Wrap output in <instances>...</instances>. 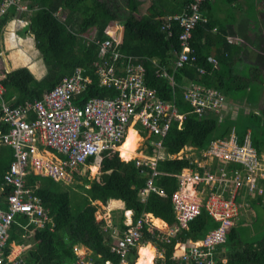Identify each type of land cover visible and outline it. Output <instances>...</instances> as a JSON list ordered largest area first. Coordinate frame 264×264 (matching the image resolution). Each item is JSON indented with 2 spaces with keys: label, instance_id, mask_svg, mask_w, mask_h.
I'll list each match as a JSON object with an SVG mask.
<instances>
[{
  "label": "trees",
  "instance_id": "16d2710c",
  "mask_svg": "<svg viewBox=\"0 0 264 264\" xmlns=\"http://www.w3.org/2000/svg\"><path fill=\"white\" fill-rule=\"evenodd\" d=\"M4 1L0 0V8ZM19 1L13 0L16 5L6 7L0 16V54L4 48L7 26L13 22V29L19 39L33 35L46 73L36 79L26 67L10 72L5 70L4 78L1 79L4 90L0 101H4L7 107L18 109L27 103L42 100L44 95L69 79L76 69H81L83 76L92 80V85L82 99H77L76 104L81 105L83 100L91 97H114L118 93L116 90L99 87L95 63L99 61L100 54L108 58L110 51L115 50L142 59L147 73V86L155 89L161 99L175 103L179 114L186 117L181 127L178 126L179 122L172 125L164 140L167 157L157 163L158 174L153 184L158 190L162 189L166 197L151 192L147 200L141 202L139 193L144 190L154 171L149 166L137 168L133 161H122L118 152L106 151L98 157L94 155L74 172L72 183L55 181L52 177L30 172L27 185L36 190L49 220L39 226L31 223L29 216L17 214L5 247L6 254L11 250V242L16 245L28 242L31 245L26 255H23L26 264H77L79 259L74 248L78 246L91 251L84 260L86 263L122 264L120 256L112 250V238L103 230L104 222L96 220L98 206L94 202L100 201L107 205L109 199L121 200L126 210L133 211L134 222L150 213L173 226L176 216L171 196L179 187L176 175L190 167L192 160L170 156L178 155L186 147L203 154L209 150L212 141L229 139L232 133L238 137L240 144L250 135L251 145L259 161L255 178L259 188H264V177L261 175L263 170L260 167L264 161V70L255 57L253 63L244 62L241 53L245 47L233 38L238 35L235 24L241 17L247 19L256 32H264V0H202L198 10L207 22L199 21L190 40L196 60L188 61L181 67H177L176 62L182 51L180 35L183 29L177 22H172L170 30H162L165 24L170 23L164 19L169 15L182 14L196 0H151L147 13L140 17L137 13L140 4H143L142 0H112L114 3L105 0ZM19 5L25 6V10H19ZM62 11H67L65 21L59 16ZM16 19L26 24L15 28ZM113 22L124 27L121 44L107 33ZM231 34H234L232 39ZM250 37H247L249 44ZM106 41H110L111 45L103 53L102 45ZM211 58H216L217 65L210 61ZM201 69L206 72L204 75L199 72ZM163 71L168 77L162 76ZM187 84L217 89L225 101L227 96H235L237 90L246 91L242 99L251 102L254 108L249 113L241 110L235 118L226 112L218 114L211 110L199 116L193 113V108L184 99ZM1 115H4L2 105ZM241 125L244 126L240 128ZM7 126L0 122V131L7 132ZM134 136L138 138L137 134ZM14 156L13 147L0 146V187L4 186V175L14 161ZM96 161L100 162V178L90 179L78 175L82 167L94 162L96 164ZM229 166L231 169L243 168L236 163ZM74 185L79 191L74 190ZM258 192L250 194L257 195ZM9 193L10 189L6 188L1 197L3 201ZM260 194L251 200L257 210V221L262 217L258 209L260 203H257L262 199ZM3 208L8 209L6 203ZM246 222L242 220L230 227L225 242L215 247L213 255L218 264H264V235L244 237L239 225ZM219 224L203 210L176 237L166 238L164 233L158 230L150 232L145 227L141 241L156 245L163 253V258L155 264H182L174 258L176 246L201 241ZM122 229H126L124 224ZM130 252V256L126 257L127 263L135 264L138 258L136 247Z\"/></svg>",
  "mask_w": 264,
  "mask_h": 264
},
{
  "label": "built area",
  "instance_id": "2783aa9c",
  "mask_svg": "<svg viewBox=\"0 0 264 264\" xmlns=\"http://www.w3.org/2000/svg\"><path fill=\"white\" fill-rule=\"evenodd\" d=\"M201 1L196 0L191 5V13L169 19L177 22L183 29L180 35L182 51L176 62L177 67L196 60L192 54L190 40L193 29L203 20L198 12ZM12 4H14L12 0H5L0 8V16L6 11V7ZM172 22L165 24L162 30H170ZM110 45V41L103 43V53L108 51ZM212 63L217 65V60L213 59ZM133 68L128 70V73L125 72L124 76H118L111 67L99 70V87L116 90L118 93L114 97H91L82 101L81 105L76 104V97L86 92L92 85L91 78L84 77L83 71L77 69L74 75L47 93L42 100L27 103L18 109H10L2 104L4 115L0 116V122L8 125V131L3 133L0 131V146L13 147L15 158L4 175V186L0 187V264H22L18 255L14 256L11 252L6 254L5 251L9 231L17 214L29 216L31 223L39 226L49 220L36 190L27 185L30 172L42 177H52L55 181L64 180L72 183L74 172L94 155L118 151L126 139L131 124H138L140 123L138 121H141L140 124L149 134L165 138L173 121L177 120L180 123L185 121L186 116L178 113L174 103L160 101L156 90L147 87L143 67L138 65ZM200 71L204 72L202 69ZM2 88L0 83V95L3 92ZM185 100L192 105L193 113L199 116L206 110L218 114L228 111L224 97L215 89L192 85L186 89ZM229 145H232V150L228 149ZM156 146L161 149L162 143L159 142ZM212 146L211 154L224 162L221 169L223 173L219 177L223 183L218 192L225 193L228 186L231 188L233 183L236 187L233 190L229 189L228 199L209 195L206 210L220 226L212 230L214 232H209L204 240L197 241L179 255L176 254L174 258L182 264H218L213 251L217 245L225 242L227 230L235 224L240 215L241 206L236 201L237 190L246 188L250 192L261 191L255 178L259 167L258 155L251 145L250 135L246 136L243 144H240L238 137L232 134L229 140L214 141ZM54 152L63 156V159L58 158ZM228 163H236L243 168L228 170ZM143 164L145 163L137 161L139 167ZM155 166L156 161L151 162L154 169L152 178L157 173ZM218 175L220 174L207 175L205 171L187 179L181 176L180 189L172 195L174 210L181 227L187 228L188 224L201 214L202 207L201 203L193 201L184 191L185 185L190 183L193 186L200 184L210 186L216 182L215 177ZM6 188L10 189V193L3 201L1 197ZM147 191L148 193L156 191L152 180L144 190ZM161 194L165 195L163 192ZM4 203L8 206L7 210L3 208ZM145 223L146 220L141 218L131 224L118 244L113 246L112 250L120 256L122 264L125 263L130 249L141 243ZM176 232V228H171L165 236L173 237ZM75 251L78 252V249L75 248ZM84 260L80 258L77 264H92Z\"/></svg>",
  "mask_w": 264,
  "mask_h": 264
},
{
  "label": "crops",
  "instance_id": "0c3cea01",
  "mask_svg": "<svg viewBox=\"0 0 264 264\" xmlns=\"http://www.w3.org/2000/svg\"><path fill=\"white\" fill-rule=\"evenodd\" d=\"M106 2H111L112 0H105ZM199 12V11H198ZM184 13H191V5L188 7V9L185 11V12H182V14H184ZM182 14H180V15H182ZM199 15L201 16V14L199 13ZM175 16H178V15H169L168 17H165V19L164 20H166V21H169V19L170 18H173V17H175ZM221 17V16H220ZM203 19V22L204 23H206L207 22V20L205 19V18H202ZM244 18L243 17H241V19L240 20H243ZM248 24H249V26L250 25H252L251 23H249V21L247 20V19H244ZM170 22H172V21H170ZM235 25H237V24H235ZM234 25V26H235ZM8 27H9V25L7 26V29H8ZM117 30H119V29H117ZM230 31H231V28H230ZM116 33V31L115 32H113V34H115ZM122 33H123V31H122ZM264 33V32H263ZM110 36H112L113 38H114V36L113 35H110ZM231 36V35H230ZM115 39V38H114ZM5 40H6V42L8 43V45H7V48H6V52H8V51H11V49H10V47H9V39L7 38H5ZM116 40V39H115ZM122 40H123V34L120 36V41L119 40H116L117 41V43L119 44H121L122 43ZM17 43H19L20 44V41H18L17 40ZM4 47H5V45H4ZM21 50H22V48H21ZM21 50H18L19 52L21 51ZM23 51V50H22ZM24 52V51H23ZM11 54H12V52H11ZM21 55H22V53H20ZM242 54V53H241ZM28 56V55H27ZM256 56H257V54H255L254 55V57L256 58ZM31 58V62H32V57H30ZM213 59H216V58H211L210 59V61L212 62V60ZM252 59H254V58H252ZM252 59H251V61H252ZM23 66H26V67H28V68H30V67H32V63L29 61V57H24L23 59ZM255 60V59H254ZM12 63H13V61H12ZM14 64V63H13ZM138 65H140V66H142L143 67V69H144V78H145V83H146V68H145V66L143 65V63H142V59H140V58H138V57H134V56H131V55H126V54H124V53H122V52H119V51H115V50H112V51H110V54H109V57L107 58V57H103L101 54H100V59H99V61H97L96 63H95V66H96V74H97V76H98V80H99V70L101 69V68H109V67H111V68H113L114 69V71L116 72V74L118 75V76H124L125 75V72L126 73H128V70H130V69H134L133 67H136V66H138ZM77 70V69H76ZM75 70V71H76ZM202 75H204L206 72L204 71L203 73L201 72V71H199ZM72 75H74V73L72 74ZM162 76H165V77H168V74L165 72V71H163V75ZM147 85V84H146ZM191 85H194V86H197V87H204V88H209V87H205V86H201V85H196V84H191ZM148 87V86H147ZM189 87H191V86H189V84H187L186 86H185V89H188ZM152 89V88H151ZM209 89H214V88H209ZM155 90V89H154ZM215 90H217V89H215ZM218 92H220L219 90H217ZM221 93V92H220ZM222 94V93H221ZM241 99V98H240ZM239 99H237L236 97L234 98V99H232L231 97L230 98H228V96H227V98H226V110L228 109V111L226 112V114L228 115H231L233 118H235V117H237L238 115H239V112H241V110H244L243 108H241V104L242 103H248V101H244L243 99V101H238ZM168 102V101H167ZM250 102V101H249ZM1 103L2 104H5L6 105V103L4 102V101H1ZM169 103H171V102H169ZM175 104V103H174ZM190 104V103H189ZM249 105H251V109L248 111V110H244V113H249L253 108H254V106H253V104L250 102V103H248ZM176 105V104H175ZM191 105V104H190ZM1 106V105H0ZM191 107H192V105H191ZM193 108V107H192ZM176 109H177V107H176ZM178 111V110H177ZM178 113H179V111H178ZM181 114V113H180ZM181 115H184V114H181ZM185 116V115H184ZM174 122H179V121H173V123H172V125L174 124ZM182 124H183V122L182 123H180L179 122V127H181L182 126ZM172 125H171V127H172ZM138 127H141L139 124H131L130 126H129V129H128V131H127V135H126V139H125V141L127 140V138L129 137V134H130V130H131V128L134 130V131H136V133H137V135H138V137H139V140H138V138L136 139V143H137V149L135 150V155H134V157H132L131 159H129V160H126V159H122L121 158V155H120V148H119V151H118V154H119V157L121 158V160L122 161H124V162H130V161H133L134 162V164H135V166L137 167V168H139V166L137 165V161L138 162H141V164H142V162L143 163H145L143 160H145L146 161V159H147V157L148 158H154V157H156L155 156V153H156V150L158 149V147L156 146L159 142H161L162 143V148L161 149H163V150H165V148H164V140L166 139V137L165 138H161L162 136H160V135H152V134H149L148 135V132L146 131V129H144V128H142V132H140L139 131V129H138ZM168 134H169V132H168ZM167 134V135H168ZM233 134V133H232ZM232 134H231V136H232ZM134 135H136V134H133L131 137H133ZM146 136L148 137V139H147V141L145 142V143H143V141H144V138H146ZM230 136V137H231ZM130 137V138H131ZM138 140V141H137ZM125 141L123 142V144L125 143ZM217 141V140H216ZM223 141H227V140H223ZM122 144V145H123ZM144 144V146H143V148L141 149V146ZM211 144V143H210ZM210 147H211V145H210ZM210 147H209V150H210ZM192 149V148H191ZM163 153V158H160L161 160H164V159H166V157H167V155H166V153L164 152V151H159V154L160 153ZM183 152V151H182ZM55 153V152H54ZM165 153V154H164ZM181 153V152H180ZM179 153V154H180ZM205 153V152H204ZM56 154V153H55ZM178 154V155H179ZM57 155V157L58 158H61V159H63V156H61V155H58V154H56ZM147 156V157H146ZM186 156V155H185ZM174 157V156H173ZM182 157H184L183 156V154H180L178 157H177V155H176V157H174V158H179V159H181ZM144 158H146V159H144ZM201 158V160H209V158L207 159V158H202V157H200ZM214 160V161H212V160ZM210 159V162H211V167L209 168V169H207V171L208 170H210L211 171V173H213V174H220V172H221V169H222V167H223V165H224V163H220L219 162V160L218 159H216V158H211ZM100 163V162H99ZM99 163H98V161H96V164H95V162L92 164V165H90V166H86V167H89L90 169H92V166H95L96 167V173H94L95 175L96 174H98L97 175V177H100V175L99 174H101V173H99ZM200 163L201 162H199V164L198 165H196L195 163H192V165L190 166V167H188V168H185V169H183L179 174H177L176 175V178L178 179V181H179V178H181V176L184 178V179H187L188 177H190V176H192V175H194V174H196V173H203L206 169L205 168H203V167H201V165H200ZM142 166H144V164L142 165ZM142 166H140V167H142ZM85 167V166H84ZM227 169L228 170H230L231 168H230V166L229 165H227ZM262 173H264V170L262 171ZM95 175L92 177V178H96L95 177ZM261 175H263V174H261ZM155 177V176H154ZM154 177L152 178V176H151V178L147 181V185H146V187L144 188V190H146L147 188H148V183L152 180V185H153V187L156 189V191H150L149 193H148V191L147 192H144V190L142 191V192H140L139 193V196H138V198H139V200L141 201V202H145L146 200H147V197H148V195L151 193V192H157V193H159V195L160 196H162V197H166L167 195H166V193L162 190V189H160V190H158L155 186H154V184H153V180H154ZM264 177V176H263ZM89 178V177H88ZM100 180V179H99ZM208 187L210 188V186H208V185H205V184H200V185H196V186H193V185H191L190 183L189 184H187V185H185V187H184V191L186 192V193H188L189 195H190V197H191V199L193 200V201H195V202H198V203H201L202 204V207H201V213H202V211L203 210H206V204H207V201H208V197H209V195L211 194V192L210 193H208ZM229 187V186H228ZM180 188H178L176 191H178ZM260 189H261V191H262V194H260V195H262V199H261V201H257V203L259 202L260 203V206L258 207V209L260 210V213H262V217H261V220L260 221H257V210L252 206V199H256L257 198V196H259V194H257V195H255V193L254 194H250V192H249V190L248 189H242V191L239 193V196L237 197V202L240 204V206L242 207V206H244V205H248V204H250L251 205V209H252V211H247L246 213H244V212H241V207H240V215H239V218H238V220L235 222V224H237V223H239L240 221H242V220H245V221H248V222H255V229H256V232H264V188L263 187H260ZM175 191V192H176ZM228 191H229V188H227V191H225V193H223V197H225V198H229V194H228ZM161 192H163L165 195H162L161 194ZM171 200H172V198H171ZM108 204L107 205H104L103 204V202H100V201H95L94 202V205H97L98 206V211L97 212H99V211H107L106 212V216L104 217V218H102V217H97L96 216V220L98 221V222H104V227H103V230H104V232L105 233H109V235H110V237L112 238V246H116L117 244H118V241L124 236V234H125V232L128 230V228H129V226L134 222L133 221V211L132 210H126L125 209V204H124V202L123 201H121V200H116V199H109L108 200V202H107ZM172 205H173V208H174V204H173V201H172ZM174 212H175V210H174ZM206 212L208 213V211L206 210ZM253 212V213H252ZM97 214V213H96ZM209 214V213H208ZM175 216H176V223H175V225H173V226H169L166 222H164L162 219H160V218H157V217H155L153 214H150V213H148V214H144V217H143V219L144 220H146V222L147 223H145L144 224V228L145 227H148V231H150V232H152L153 230H158L160 233H164V235L167 233V232H169L170 231V229L171 228H176L177 229V232H176V234L173 236V238L174 237H176L182 230H184V229H187V228H183V227H181L180 226V224H179V222H178V219H177V215H176V213H175ZM210 216V215H209ZM249 216V217H248ZM212 217V216H211ZM213 218V217H212ZM157 220L158 221H160L161 222V225H158L156 222H157ZM213 220H214V218H213ZM123 224L126 226V229H122V226H123ZM145 231V230H144ZM143 231V232H144ZM10 235H11V229H10V231H9V238H10ZM250 236H254L255 237V234H253V235H251L250 233L249 234H246V237H250ZM27 238V236L25 237V239ZM169 238H172V237H169ZM9 240V239H8ZM141 240L143 241V233H142V237H141ZM141 241V243L136 247V250H137V254H138V258H137V260H136V263L135 264H137L138 263V261H139V259L141 258V252H142V249L143 248H145V247H147V248H149V249H151L153 252H154V259H156V261L160 258V251L158 250V248H157V246L156 245H154V244H152V243H144V242H142ZM30 244V243H29ZM29 244H28V242L26 243V244H23V245H16L15 243H13V242H11L10 243V247H11V250H10V252H11V254H13L14 256L15 255H18V257H20V260H22V264H26V261H24V259H23V255H26V251H28L27 249L29 248ZM31 245V244H30ZM188 245V244H187ZM76 248V247H75ZM74 248V249H75ZM133 248V247H132ZM131 248V249H132ZM130 249V250H131ZM141 249V250H140ZM185 248L183 247V246H179V248H177V252H175L174 253V256L177 254V255H179L182 251L181 250H184ZM140 251V252H139ZM181 251V252H180ZM9 252V253H10ZM132 252V251H131ZM131 252L128 254V257L130 256V254H131ZM77 254H78V259H80V258H84V259H86L90 254H91V251L89 250V249H87L86 247H79L78 248V252H76ZM141 253V254H140ZM157 253H158V255H157ZM163 254V253H162ZM83 255V256H82ZM162 256V255H161ZM127 259L128 258H126V261H125V263L126 264H128L127 263ZM79 261V260H78ZM223 262H226V259H223L222 260ZM154 262V261H153ZM125 263H123V264H125ZM108 264H110V263H108ZM153 264V263H152Z\"/></svg>",
  "mask_w": 264,
  "mask_h": 264
},
{
  "label": "rangeland",
  "instance_id": "374dc122",
  "mask_svg": "<svg viewBox=\"0 0 264 264\" xmlns=\"http://www.w3.org/2000/svg\"><path fill=\"white\" fill-rule=\"evenodd\" d=\"M13 1V0H12ZM102 1H104V0H102ZM17 2L19 3L20 1L19 0H17ZM113 3H114V1H112ZM142 3L143 4H140V11L137 13V16L138 17H140V16H142V15H145L146 13H147V9L149 8V5H150V3H151V0H142ZM14 5H16L15 3H14ZM110 5H112V3H110ZM18 9L19 10H25V6H23V5H19L18 6ZM79 12H81V15L82 16H84L85 18H86V15L81 11V10H79ZM83 13V14H82ZM59 16H60V19L62 20V21H65V19H66V16H67V11H62L60 14H59ZM23 21H20V20H15L14 21V26H15V28H19V27H21V25L23 24H26L25 22H23ZM117 29H119V30H117ZM123 29H124V27L122 26V25H119L118 23H115V22H113V23H111L110 25H109V28H108V31H107V33H108V35H113L114 36V38L116 39V40H119L120 41V36L123 34L122 33V31H123ZM238 29V30H237ZM237 31H238V35H237V37H235L234 36V34H231V39H232V37L233 38H235V40L234 41H240L239 42V44H241L243 47H245V49L243 50V52H242V54H241V57L243 58V60H244V62L245 63H253L252 61H251V59L252 58H254V55L255 54H257V56H256V62L257 63H259L260 64V67L261 68H263V70H264V33L262 32L261 33V31L260 30H257V32L254 30V29H252V27H251V25L249 26V24L243 19V20H239L238 22H237ZM25 31H26V29H25ZM116 31V33L115 34H113V32H115ZM10 33V34H9ZM11 35V36H10ZM248 35L250 36L251 35V42H250V44L247 42V37H248ZM10 36V37H9ZM9 39V47H10V49H11V51H8V52H6V48H7V45H8V43L6 42V40L4 41V45H5V47L3 48V51L1 52V54H0V78H4V75H5V70H7V72H10V71H12V70H16V69H19V68H23V67H26V66H23L22 64H23V58L24 57H29V61L31 62V58L30 57H32V67H30V68H28V67H26V68H28L32 73H33V75L35 76V78L36 79H40L41 77H43L44 75H45V73H46V67H45V65H44V63L42 62V59H41V56H40V53L37 51V49H36V47H35V41H34V37H33V35H29L28 37H26V38H21V39H19V37L17 36V33H15V31H14V29H13V22H11V24L9 25V27H8V29H7V36H6V39ZM17 40L18 41H20V44L19 43H17ZM117 42V41H116ZM21 48H22V50L24 51H22L21 50ZM18 50H21L20 52L18 51ZM11 52H12V54H11ZM20 53H22V55L20 54ZM28 55V56H27ZM12 61H13V63H12ZM256 62H255V64H256ZM8 64V65H7ZM72 76V75H71ZM70 76V77H71ZM88 90V89H87ZM86 90V91H87ZM2 91H3V88H2ZM53 91V90H52ZM157 92V91H156ZM246 92V91H245ZM243 90H237V92H235V96L234 95H229L228 96V98H232L233 99V96L234 97H236L237 99H239L238 101H243L242 100V97H243V95H244V93H245ZM86 92H84L83 94H80L79 96H77L76 97V100L75 101H77V99L78 98H80L81 97V99H82V96L85 94ZM247 94V93H246ZM157 96H158V93H157ZM44 97H45V95H44ZM241 98V99H240ZM158 99L160 100V101H166V100H163V99H161L159 96H158ZM184 99H185V94H184ZM84 101V100H83ZM244 102V101H243ZM241 108H243L244 110H250L251 109V105H249L248 103H242L241 104ZM138 122H140L141 123V121H138ZM140 123H138L142 128H144L145 129V127L144 126H142ZM245 124H246V122H245ZM137 125V124H136ZM244 125H241L240 126V128H242ZM141 127H138V129H139V131L140 132H142V128ZM147 131V130H146ZM148 135H149V133H148ZM231 138V137H230ZM229 138V139H230ZM147 139H148V137L146 136V138H144V141H143V143H145L146 141H147ZM229 139H226V140H229ZM223 141V140H222ZM213 142L214 141H212L211 142V146L213 145ZM143 146H144V144L141 146V149L143 148ZM213 147V146H212ZM228 149L229 150H232L233 149V147H232V145H229L228 146ZM159 151H164L165 153H166V151L165 150H163V149H157L156 150V153H155V156L156 157H154V158H148L147 156V159L146 158H144V159H146V161L145 160H143L144 162H145V164H144V166H149V167H151V162H153V161H156V168H155V170H156V175L158 174V171H157V163H158V161H160L161 159L160 158H163V153L161 152L160 154H159ZM164 153V154H165ZM180 154H183V156L184 157H188L189 159H191L192 160V162L191 163H195L196 165H198L199 164V162H201L200 163V165H201V167H203V168H207V169H209L210 167H211V162H210V159L213 157L214 158V156L211 154V147H210V150H208L207 152H205V153H203V154H200V153H198V152H196V149H191V147H186V148H184L183 149V152L181 151V153ZM179 154V155H180ZM179 155H177V157L179 156ZM186 155V156H185ZM174 157H176V155H174ZM173 156H170V158H174ZM200 157H202V158H209V160H201V158ZM183 158V157H182ZM263 159H264V155H263V157H262ZM152 159H154V160H152ZM124 160V159H123ZM152 160V161H151ZM212 160V159H211ZM215 160V159H214ZM214 160H212V161H214ZM147 164V165H146ZM229 164V163H228ZM261 169L262 170H264V161H263V163H261ZM152 168V167H151ZM153 169V168H152ZM207 169L205 170L206 171V174L207 175H209V174H211L210 172V170H208L207 171ZM153 171H154V169H153ZM204 171V172H205ZM210 171V172H209ZM203 172V173H204ZM94 173H96V167H94V166H92V169H90L89 167H82V169H80V172L78 173V175L79 176H87V177H89L90 179H95V178H92L95 174ZM154 173V172H153ZM222 173L223 172H221L220 173V175H218V176H216L215 177V180H216V182L215 183H211L210 184V188L208 187V193L209 192H211V195L210 196H220V197H222L223 198V194L222 193H219L218 191L221 189V185H222V183H223V180L221 179V178H219L221 175H222ZM261 173V172H260ZM202 174V173H201ZM261 174H263V176H264V173H261ZM97 175L98 174H96L95 175V177H97ZM100 175V174H99ZM100 178V177H99ZM79 183H82L81 181H78ZM204 182V181H203ZM74 187V190H77L76 188H75V185L73 186ZM236 187V185H234V183H233V185H231V188H232V190L234 189ZM178 188H180V178H179V187ZM231 188H230V186H229V189L231 190ZM211 189V190H210ZM77 191H79V190H77ZM242 191V189L239 191V190H237V192H236V194L239 196V193ZM250 192V191H249ZM234 193V192H233ZM250 193H253V192H250ZM261 192L259 191L257 194H260ZM173 195V194H172ZM171 198H172V196H171ZM252 211V209H251V205L250 204H248V205H244V206H242L241 207V212H244V213H246L247 211ZM248 211V212H249ZM106 212L107 211H99V212H97V214H96V216L99 218V217H102V218H104L107 214H106ZM253 213V212H252ZM240 214V213H239ZM201 215V214H200ZM199 215V216H200ZM249 217V216H248ZM196 219V218H195ZM194 219V220H195ZM215 221V220H214ZM188 226H189V224H188ZM188 226H187V228H188ZM219 226H220V224H219ZM218 226V227H219ZM255 222H246L245 224H241V225H239V229L241 230V232H242V234H244L245 236L244 237H246V234H251V235H253V234H255V237H261V236H263L264 235V232H256V229H255ZM217 227V228H218ZM217 228H215V229H217ZM212 230H214V229H212ZM211 230V231H212ZM210 231V232H211ZM212 232H214V231H212ZM211 232V233H212ZM210 233V234H211ZM209 234V233H208ZM207 234V235H208ZM206 235V236H207ZM205 236V237H206ZM205 239V238H204ZM204 239H202V240H204ZM201 240V241H202ZM195 243V242H194ZM193 244V242L192 241H190L189 242V244L187 245V244H178L177 246H176V252H177V248H179V246H183L184 248H185V245H187V248L190 246V245H192ZM149 249V248H148ZM186 249V248H185ZM151 252H153L151 249H149ZM181 251H183V250H181ZM180 251V252H181ZM154 253V252H153ZM157 255H158V253H157ZM83 256V255H82ZM157 259V258H156ZM156 259H153V264L154 263H156ZM108 264V263H107ZM126 264V263H125Z\"/></svg>",
  "mask_w": 264,
  "mask_h": 264
},
{
  "label": "bare ground",
  "instance_id": "6f19581e",
  "mask_svg": "<svg viewBox=\"0 0 264 264\" xmlns=\"http://www.w3.org/2000/svg\"><path fill=\"white\" fill-rule=\"evenodd\" d=\"M133 134H137V133L134 132L133 129L131 128L129 137L127 138L125 143L120 148V155L122 159L129 160L135 155V150L137 149L138 146L136 143V137L135 136L131 137ZM138 140H139V137H138ZM156 223L158 225H161V222L158 220ZM141 253H140L141 258L139 259L137 264H152L153 263L154 253L151 252L147 247L143 248Z\"/></svg>",
  "mask_w": 264,
  "mask_h": 264
},
{
  "label": "clouds",
  "instance_id": "9594fccd",
  "mask_svg": "<svg viewBox=\"0 0 264 264\" xmlns=\"http://www.w3.org/2000/svg\"><path fill=\"white\" fill-rule=\"evenodd\" d=\"M2 78H3V77H2ZM2 78H0V83H1V79H2ZM1 85H2V84H1ZM2 86H3V85H2ZM2 94H3V92H2ZM2 94L0 95V98H1ZM0 105H2L1 101H0ZM120 147H121V146H120ZM118 151H119V150H118ZM118 151H116V152H118ZM113 153H115V152H113ZM98 156H100V155H97V157H98ZM141 192H142V191H141ZM140 219H141V218H140ZM138 220H139V219H138ZM138 220H137V221H138ZM137 221H136V222H137ZM136 222H133L132 225H133L134 223H136ZM136 247H137V246H136ZM76 248L78 249L79 247L77 246ZM133 248H134V247H133ZM160 254L162 255V256L160 255V258H163V254H162V253H160ZM160 258H159V259H160ZM86 259H87V258H86ZM156 262H157V261H156ZM154 264H155V263H154Z\"/></svg>",
  "mask_w": 264,
  "mask_h": 264
},
{
  "label": "water",
  "instance_id": "95a60500",
  "mask_svg": "<svg viewBox=\"0 0 264 264\" xmlns=\"http://www.w3.org/2000/svg\"><path fill=\"white\" fill-rule=\"evenodd\" d=\"M8 65V64H7Z\"/></svg>",
  "mask_w": 264,
  "mask_h": 264
}]
</instances>
